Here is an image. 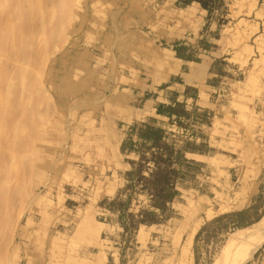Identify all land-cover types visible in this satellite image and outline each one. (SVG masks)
<instances>
[{"label":"rangeland","instance_id":"1","mask_svg":"<svg viewBox=\"0 0 264 264\" xmlns=\"http://www.w3.org/2000/svg\"><path fill=\"white\" fill-rule=\"evenodd\" d=\"M129 16L218 69L202 119L172 122L160 150L138 142L136 159L109 145L123 127L95 97L66 96L61 65L79 48L86 76L89 50ZM221 185L243 204L200 213L190 264H232L264 213V0H223L211 15L176 0H0V264H188L184 208ZM245 264H264V243Z\"/></svg>","mask_w":264,"mask_h":264},{"label":"crops","instance_id":"2","mask_svg":"<svg viewBox=\"0 0 264 264\" xmlns=\"http://www.w3.org/2000/svg\"><path fill=\"white\" fill-rule=\"evenodd\" d=\"M124 20H115L113 31L104 36L111 39L106 40L104 50L98 47L89 50L86 76L75 74L77 66L84 63L79 48H72L61 65L68 76L64 81L71 84L66 96L82 97L87 91L95 97L97 111L123 127V133L109 135V145L116 154L124 152L130 159H136L137 151L131 148L136 138L127 129L147 123L165 130L183 117L182 111L190 115L194 110L208 109L217 90L218 69L212 58L202 54L199 60L178 57L174 49L177 43L163 47L151 31L144 29L143 17L141 20L129 16ZM166 49L172 54L166 55ZM107 51L109 57L105 58ZM113 163L111 168L115 171L124 167L119 158ZM103 184L106 194L118 189L115 182Z\"/></svg>","mask_w":264,"mask_h":264},{"label":"bare ground","instance_id":"3","mask_svg":"<svg viewBox=\"0 0 264 264\" xmlns=\"http://www.w3.org/2000/svg\"><path fill=\"white\" fill-rule=\"evenodd\" d=\"M219 188V190L216 187L207 188V194L198 196L195 200L187 201V207L184 208L188 210L184 221L186 225L184 229H181L178 241L182 238L181 251L185 258L184 260L189 262L188 264H190L191 260L190 246L200 225V220L198 219L200 213L204 214V218H213L230 211L237 205L243 204V200L239 199L238 195L235 198H231L229 187L221 185ZM262 243H264V213L242 232L238 242L239 248L236 250L235 256H233L232 264H245L252 258Z\"/></svg>","mask_w":264,"mask_h":264},{"label":"trees","instance_id":"4","mask_svg":"<svg viewBox=\"0 0 264 264\" xmlns=\"http://www.w3.org/2000/svg\"><path fill=\"white\" fill-rule=\"evenodd\" d=\"M223 0H176V5L181 6V7H186L191 5L192 3H197L200 5V7L204 10L207 11L208 15H211L213 10L217 8L220 4H222ZM176 55L180 58L184 59H192V57L186 53V47L181 46V43H177L176 46L174 47ZM180 115L185 116L186 112L182 111L180 112ZM188 116V115H187ZM185 116V117H187ZM142 129L138 135V137L144 141H152V144L154 145L155 148L157 149H162L159 146V142H161V139L165 138V132L161 128H154L149 126L147 123L141 125ZM135 126L130 127V131H133ZM131 148L136 150L137 149L134 147V143L131 142ZM176 194V191L170 194V199H172ZM240 214V213H238ZM237 215V214H235Z\"/></svg>","mask_w":264,"mask_h":264},{"label":"built area","instance_id":"5","mask_svg":"<svg viewBox=\"0 0 264 264\" xmlns=\"http://www.w3.org/2000/svg\"><path fill=\"white\" fill-rule=\"evenodd\" d=\"M201 115H202L201 110H200V109H197V110L191 112L190 115L187 116V117H189L191 120H197V121H200L202 118L200 119L199 116H201ZM183 118H185V116H183V117H179V119H177V120H180V119H183ZM177 120H174L173 123H176ZM141 129H142L141 126H135L134 130H133V131H130V132H132L133 136L136 138L135 141H133V143H134V147H135V148H137V143L142 141V139H140V138L138 137V135H139ZM129 130H130V129H129Z\"/></svg>","mask_w":264,"mask_h":264}]
</instances>
